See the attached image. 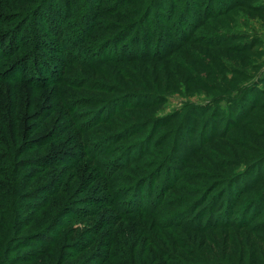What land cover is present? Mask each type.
Instances as JSON below:
<instances>
[{
  "label": "rangeland",
  "instance_id": "374dc122",
  "mask_svg": "<svg viewBox=\"0 0 264 264\" xmlns=\"http://www.w3.org/2000/svg\"><path fill=\"white\" fill-rule=\"evenodd\" d=\"M40 1L0 0V14L16 23ZM48 1L58 17L44 31L65 36L49 41L44 56L55 68L42 74L68 77L64 103H78L81 118L75 126L55 107L48 81L36 88L0 75V264H264V207L247 222L264 184L235 207V175L264 150L255 138L264 132V0H139L137 16L131 0ZM146 8L145 47L99 31L131 32ZM92 9L100 11L89 23ZM168 12L164 26L157 17ZM91 24L94 41L81 34ZM11 61L0 60V71ZM94 145L106 155L93 156ZM102 166L113 167L108 178ZM256 171L264 175V163Z\"/></svg>",
  "mask_w": 264,
  "mask_h": 264
},
{
  "label": "trees",
  "instance_id": "16d2710c",
  "mask_svg": "<svg viewBox=\"0 0 264 264\" xmlns=\"http://www.w3.org/2000/svg\"><path fill=\"white\" fill-rule=\"evenodd\" d=\"M73 3H75L74 0H62V4L76 5ZM129 3H131L137 11L136 12L137 14L135 16L140 14L144 8V2H140L139 0H131V2H129ZM49 4H50V7L46 8V6ZM36 6H37V8L33 12L31 10H26V11H23L22 15L17 13V15H19V16L17 18L16 23H14L15 17L12 18V17H9L7 15V13H9V12L0 14V27H1V31H0V33H1L0 34V37H1L0 38V60L11 61L10 58L13 59L11 62H9V65L4 70L0 71V75H2L5 78L4 79L5 81H11V82H15V83H18L20 78H22L21 81H23V82H25V81L26 82L27 81L33 82V84H31V85L35 86L36 88L45 87V85L47 84V81H48V83L55 85L56 91H57L56 95L54 97V100H56L55 107L59 106V107L63 108V110H65L68 113V116L69 117L71 116L73 123L76 126L78 116L80 118H81V116L79 114L74 115V113L80 109V106L78 108V103H76L74 106L65 104L64 103V100L66 99L65 92L60 90V85H59L60 83H63L64 85L67 84L65 82L67 81L68 77H66L65 80L63 81L62 75L60 76V72L58 71L54 75V77H53V75L51 76V78H54V79L48 80V78L44 74H42V73H44L43 71H46L48 74H51L50 73L51 69L53 70L55 68L53 64L49 63L51 61H47L46 56H44V52L47 53V49L49 48V41L54 38L55 41H58L60 44L61 40L65 36V35H62V33H60V34H56L57 32L53 33V30L49 29V28H48V31H46V32L44 31V29L46 30L45 26L50 25V27H51V25H52L51 18H53V19L57 18L58 17V11H56V6L54 5V3L51 5V2H49L48 0H41L40 3H38V5L36 4ZM122 6L123 5H120L118 7L120 8ZM140 7L142 8L141 11L139 10ZM150 8H148V9L146 8L143 15L140 17V20H135L136 26H132L133 24H130V28H132L131 32H129L128 29L124 30L126 33H129V34L123 33V31L120 28H117L114 25H108L107 27H103V24H102L99 28V31H103L105 29L108 31H115V32L120 31V32H117V33H121L120 38L123 36L125 38L126 37L129 38L128 41H126L127 39H125V38L121 39V41H126L125 43L122 44V45H124V48H126L127 46L134 48L136 45L139 44L140 40H142V42H141L142 46L145 47L146 42H143V41H146V39L147 40L149 39V38H146L148 36V33L146 31L142 32L141 29L138 28V26L143 27L149 21V19L151 18V15H152ZM105 9H108V12H110V13H115L114 11L117 10L118 8L115 7L113 9H111L109 7V8H105ZM46 10H48V17H47V11ZM99 11H100L99 9L93 10V12H94L93 14H95L94 17L92 15H89L86 13H84V16L85 17L88 16L89 17L88 19H90L89 23H91L92 20L93 21H94V19L96 20V18H97L96 15L99 14ZM168 13H169V16L164 20H162L160 17H157L158 21H160L164 26H167V25H169V23H172L171 17H173V16H171L170 12H168ZM41 23L45 24V26H43V24H41ZM95 24H93V25H95ZM93 25L91 24L88 26V28H84V30L82 29L81 34L83 36H86L87 40L94 41L93 38H91L92 36L90 34V31L95 33L96 27H93ZM151 27H153V26H151ZM60 28H61V25L59 24V26H58L59 31H60ZM58 29L56 28L55 31ZM133 31H134V34H132ZM5 34H7V35L5 36ZM109 38H111V37H109ZM119 39L117 41H119ZM114 40H116V39H114ZM78 47H79V44L76 46V49H78ZM4 48L6 49V52H4L6 54L1 53L2 49H4ZM103 48H104V50L105 49L109 50L111 48V46L108 44H105V45L98 47L96 51L98 53H100ZM104 50H103V52H104ZM241 50H245V48H242ZM71 51H72V49H71ZM82 51H84L83 53H85V51H89V49L84 48ZM103 52L101 54H103ZM58 54L63 56V52L61 50L58 52ZM122 54L125 55V52L123 51ZM88 56H89V54L85 58H87ZM30 59H32L33 63H35L34 65L33 64L31 65ZM91 59L88 60V62H91V64H88L87 66H91V67H94L95 69H98V67H99L98 64H96L94 62L95 59H93V58H91ZM113 59H114V57H113ZM64 61L66 62V59H64ZM110 61L113 62L114 60H110ZM78 62H83V61L79 60ZM0 63H2V62H0ZM57 63H58V61H56L55 64H57ZM1 65H3V64H1ZM79 66L82 67V66H86V65L79 64ZM82 68H84V67H82ZM17 72H19L21 74L19 75V73H17ZM107 87H103V88L101 87V88L106 90ZM82 89H84V88H82ZM113 90L114 89H112V91ZM138 97H140V95ZM155 100L158 101L159 99H155ZM116 102H124V101L122 100V101H116ZM87 103H90V105L88 106ZM87 103H86V105L90 108H98L99 107L96 102L87 101ZM111 104H109L108 107ZM134 105L135 106L138 105V102L134 103ZM105 112H106V107L102 108L98 114L101 116V115H104ZM89 113L95 114V112H89ZM85 115L87 116V114H85ZM88 115H90V114H88ZM112 115L113 114H111L109 117L111 118ZM104 122H106V119L104 120ZM72 125L73 124L71 123L70 126H72ZM135 128H137V129H134L135 131L140 132L141 125L139 127H135ZM258 137H263V139H264V132L260 133L259 135H255L256 139H259ZM104 149H107V147L103 146L100 148L99 145L98 146L94 145V146H92L90 153H92L93 156L96 154L97 157H101V156L106 155L105 154L106 152L104 151ZM10 150L12 151L13 148H11ZM3 155H5V154H0L2 160L7 158V156L3 157ZM256 157L257 158L260 157V158L257 161H255L254 163L247 165L248 167H250L251 165H254L252 168H249V172L252 171L250 174H249V172H247L245 174H238V175L236 174L235 175V177H236L235 178L236 179V181H235V207H237V205L242 202V199L244 196L249 195L252 191L259 190L260 187L264 184V175L262 174L261 171H259V172L256 171L259 167H262V165L264 163V150L258 152ZM40 163H41V165H44V166L51 165L49 163L45 164V162H40ZM54 167H55V165H54ZM116 167H117V165H116ZM108 169L113 170V167L107 168L106 166H102L100 169V171L107 178H108V176L111 175V173H113L112 170H108ZM116 169H118V168H116ZM239 175H240V177L237 179V176H239ZM248 179H251V181ZM193 194L194 193H192L191 195H193ZM195 194L196 195H199V194L202 195V193H200V192H195ZM204 194H206L207 196L205 198L200 199L202 202V206L200 207V209H204L206 214H207L209 211L208 206L211 204V202H208V206H205V203L208 200V195H210V192L207 191L206 193L204 192L203 195ZM263 195H264V191H263ZM214 200H215L214 198H211L210 201H214ZM258 202H259V204H258ZM258 202H255V203L250 205L251 207L248 211V214L250 216L251 215L252 216L249 217L247 222L249 220H251V221L255 220L256 217H258V215L261 214L260 213L261 208L264 207V197H259ZM219 210H220V213L217 216L218 218H224L227 216L226 212H228V211H227L226 206H224L223 208H221ZM247 222H246V224L242 225L241 229H248L249 225H247ZM181 226H183V225L181 224ZM240 226L241 225H239V224H237V222H235V229H239ZM43 235H45V234L43 233L39 237H36L35 239L39 240L40 237H42ZM46 247L47 246H45V248L40 246V249H39L40 252L42 250L43 251L46 250L47 249ZM8 250H9V248H7V251Z\"/></svg>",
  "mask_w": 264,
  "mask_h": 264
}]
</instances>
